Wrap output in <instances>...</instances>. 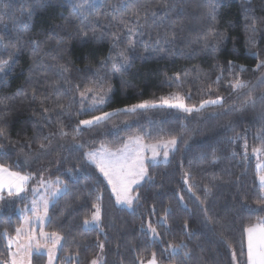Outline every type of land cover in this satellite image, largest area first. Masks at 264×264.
<instances>
[{"label":"trees","instance_id":"16d2710c","mask_svg":"<svg viewBox=\"0 0 264 264\" xmlns=\"http://www.w3.org/2000/svg\"><path fill=\"white\" fill-rule=\"evenodd\" d=\"M98 2L102 6L81 23L68 0H0V17L3 18L0 35L6 36L5 43L16 39L15 24L27 22L30 26L21 41L24 51L0 50V59H9L11 54L15 60L6 74L0 73V114L7 129V136L0 138L3 144L0 164L11 171L34 176L52 167L56 169L52 176H59L69 167L80 168L91 177L80 178L72 186L74 195L61 199L49 209L51 223H46L44 229L59 232L66 238L61 241L57 264H67L66 258L76 252L80 253L79 264H90L99 254L104 264H139L140 260L146 264L153 252L158 264H247L244 229L264 218V209H255L264 205L256 202L262 193L257 184L255 160L250 156L254 148L261 147L264 106L257 104L240 112L229 109L239 107L249 92L254 97L264 95V85L259 83L264 77V67L257 68L264 62V0H219L213 4L214 11L209 8L213 0H179L177 9L169 13L162 27H149L153 24L149 18V26L140 29L144 35L132 34L131 37L122 23L134 20L130 13H119L115 17L110 14L111 5L118 0ZM140 3L154 5L152 10L158 13L163 11L155 6L156 0H140ZM28 11L32 12L30 20ZM172 20L177 21L174 45H156V33L173 30ZM210 32L222 36L218 42L210 41L217 49L215 53L203 47L204 36ZM32 39L41 42L40 51L35 55L25 43ZM129 39L136 42V47L128 53V66L114 73L109 57H116L127 48ZM229 61L232 62L231 72ZM61 65L67 66L69 71L61 81L60 95L57 98L52 94L45 106L54 109L57 104H63L67 111L60 120H57L59 110L49 113L50 122L41 115V94L52 93L48 85L57 78ZM39 66L47 70V75L36 71ZM220 68L225 69L222 79L218 84L212 83L220 75ZM241 68L243 71H239ZM177 73L181 74L179 88L174 79ZM236 76L247 82L248 87L233 91L229 80ZM99 78L110 86L109 98L98 105L96 111H91L87 103L82 110L79 103L73 102L79 100L75 85L83 87ZM33 87L38 90L36 100L31 98ZM20 89H24V93H20ZM176 92L186 97L190 92V98L185 99L189 105L199 106L204 99L222 97L223 106H206L192 114L164 107L127 114L118 111L144 101H158L161 96ZM105 112H113V115L99 126L81 128L75 143L83 144L84 148H70L72 128L80 120ZM61 122L68 136L59 134ZM143 131L151 134V139L144 140L147 143L154 142L161 134H178L177 150L169 155L166 165L160 163L148 168L154 180L139 186L140 203L129 210L116 205L107 181L94 165L88 164L83 154L101 143L117 149L129 136ZM53 133L55 135H51ZM44 136L51 139V147L46 151L39 147ZM213 149L220 157L216 164L200 159ZM261 158L264 163V151ZM189 170L192 174L189 183L197 185L192 192L183 182L184 172ZM262 170L264 172V164ZM213 175L221 179L215 182L216 188L207 203L201 205L197 197L204 199L203 186ZM75 195L80 199L76 200ZM97 195L101 196L102 230L84 229L83 219L90 218ZM179 196L184 197L187 208L181 205ZM16 199L0 201V232L7 228L11 233L20 224L15 211L28 200L13 204ZM205 207L219 223L205 227L202 211ZM245 207L248 211H244ZM165 209H170L167 227L160 223ZM185 221L189 230L197 234L194 239L183 235ZM149 223L160 234L155 240L141 232L142 228L147 231ZM181 240L192 252L191 261L182 253L173 258L166 251L169 243ZM99 243L104 244L103 253ZM6 251L5 240L0 239V258ZM44 261L43 255L33 257V264H44Z\"/></svg>","mask_w":264,"mask_h":264},{"label":"snow or ice","instance_id":"6c2138e0","mask_svg":"<svg viewBox=\"0 0 264 264\" xmlns=\"http://www.w3.org/2000/svg\"><path fill=\"white\" fill-rule=\"evenodd\" d=\"M219 0H213L212 4H209L210 10L214 11L213 4L218 3ZM71 4L74 15L83 23L89 15L94 13L99 7L102 6L98 0H79V2H74V0H68ZM179 4V0H156V5L163 9L162 12L153 11L154 5L150 3L141 4L140 0H118V3L111 5L110 14L116 16L119 13L129 14L134 18V20H129L127 22L122 21L124 28L127 30L129 37L132 34L144 35L140 29L148 25L149 18H152L153 24L149 27L160 28L164 25L167 20L169 13L174 12ZM27 7V5L25 6ZM24 15V12L21 13ZM32 12H27V17L31 19ZM3 18L0 17V20ZM212 20L215 19L213 15ZM158 21V22H157ZM176 20L170 21L171 29L165 30L163 34L160 32L156 33L157 39L154 41L156 45H174L177 39V34L174 31L176 27ZM16 28V39H8L5 43L6 36L0 35V50H6L8 48L14 49L16 52H22L25 50L24 46L21 44L23 37L30 31V26L27 22L15 24ZM255 21L252 24V33L255 34ZM87 35V33H84ZM118 40V37L115 38ZM222 39V36L218 33H209V35L204 36L203 47L206 51L211 53L216 52V47L210 41L218 42ZM30 45L31 52L35 55L40 51L41 42L35 39L25 42ZM59 43V41H58ZM116 47V43L113 44ZM136 47V42L129 39L127 48L118 52L116 57L110 56L109 59L112 61V68L114 73L122 72L128 66L129 55L128 53L134 50ZM157 50H160L159 48ZM255 55V54H254ZM12 61L10 64L9 61ZM15 63L12 55H9V59H0V73H5L6 70H10L12 65ZM229 71L232 70V62H228ZM264 67V62L257 65V68ZM36 71H39L41 75H47V70L43 66H39ZM69 68L65 65L60 66V71L56 73V79L48 86L52 89V93H42L43 99L41 100V115L46 120H50L48 115L51 112H57V120H60L62 115L67 111L63 104H57L56 108L50 109L45 106V101H48L52 94H55L57 98L60 95V85L61 81L64 80V73L68 72ZM220 75L217 76L216 80L212 83L218 84L222 79L225 69L220 68ZM243 71V69H239ZM186 75V74H185ZM177 82V87H181L179 81L181 80V74L177 73L174 77ZM2 82V78H0ZM39 83V81H38ZM47 83V81H45ZM261 85H264V77L259 81ZM229 85L233 91H239L248 87L247 82L243 81L236 76L229 80ZM171 86V85H170ZM211 85H209V88ZM37 89L33 87L32 89V100L37 99ZM72 91V89H69ZM75 91L79 95V100H74V103H79L81 109L83 110L86 103L89 104L91 111L98 110L97 106L102 105L109 98V93L111 92L110 86L107 85L103 78H99L89 83H86L83 87L77 84L75 85ZM20 93H24V89H20ZM190 98V92L186 96H182L179 92L172 93L168 97L161 96L158 101H144L131 107L118 110L124 113H135L137 110H149L155 108H168L176 109L185 114H192L194 112H200L206 106H223V98L217 97L216 99H204L199 103V106L192 104H186L185 99ZM257 104L264 106V95L259 97H254L250 92L246 95V99L243 100L239 107H231L229 111L240 112L247 108H255ZM72 105L69 104L68 108ZM112 113H102V115L93 116L92 119L80 120L79 123L72 128V141L70 148L76 150L84 148L83 144H76L75 141L78 139L82 126L91 128L93 126H99L101 122L106 121L110 118ZM3 114H0V138L7 136V129L2 123ZM126 123V122H125ZM58 132L61 136H68L69 132L65 131V125L61 122L59 124ZM161 133L163 130L161 129ZM55 135V133L51 134ZM118 135V134H117ZM146 138L151 139V134L148 131H143L140 134L129 136L126 141H123V147L117 148L115 151L108 148L105 144L101 143L96 149L84 152V159L89 165H94L95 168L102 174L107 184L111 186L112 194L115 196V203L117 206L126 209H133L134 204L140 203V188L142 184H151L154 177L149 174L148 168L155 167L160 163L165 165L168 163V158L171 153L177 150L178 134L167 133L161 134L155 139L153 143H144ZM261 140V147L254 148V153H259L264 151V135L259 137ZM235 139H244L243 137H236ZM47 142V143H45ZM39 147L42 151H46L51 147L50 136H44L43 141L40 142ZM61 148L64 145L60 146ZM245 150L247 149V142L245 140L244 144ZM0 148H3V144H0ZM150 153V157L147 155ZM235 155V153H233ZM163 159L160 160L159 158ZM150 159V164L146 163ZM201 160H209V163L216 164L220 157L216 154L213 149L210 154L202 155ZM19 167V165H17ZM183 165H181L182 167ZM192 174L189 171L184 172V184L188 185V191L192 192L193 188L197 187L195 184H190L189 179ZM63 177H67L64 179ZM80 178L90 179L91 177L82 172L80 168L69 167L66 172L61 173L55 179L46 178L43 175L34 176L31 173L22 174L19 171H11L8 167L0 164V201H6L7 198H17L13 200L12 203L17 202L24 203L31 196V200L25 205L24 208L19 209V226L15 227L10 233L7 228L0 232V239L7 242V251L3 253V258H0V264H31V251L33 247L37 250L41 247H46L48 253V264H53L54 250L61 245V241H65L66 238L63 234L59 232L45 233L43 231L44 224L51 223V217H49V209L54 208L55 205L66 197H71L74 195L72 192V186L78 182ZM221 179V177L213 175L209 182L203 186L204 199H200L201 205L207 203V199L212 195L214 189L216 188V181ZM35 180V186L29 188V181ZM259 187L262 193L257 198V204L264 205V175L259 177ZM27 194V195H24ZM75 199L79 200L80 196L75 195ZM179 202L184 208H187V204H184V197L179 196ZM101 196H96V201L93 203L92 207L95 211L91 214V217H85L83 219V228L89 229L91 227L101 228ZM203 211V222L205 227L208 224L219 223L215 217L209 215V210L207 207L202 209ZM244 211H248L245 207ZM153 214H155V205H153ZM170 214V209H165L164 215L161 217L160 223L167 227V219ZM2 222V220H0ZM39 225V233L35 231V226ZM143 235H151L153 240L159 237L156 227H152L149 223L147 231L141 229ZM246 234L247 243V260L248 264H264V221H258L256 225H251L244 229ZM183 235L191 240L196 237V233L189 230L188 222L185 221L183 224ZM26 241V243L24 242ZM42 242V243H41ZM98 247L100 252L104 251V244L99 243ZM166 251L169 252L170 256L175 258L183 254V257L189 261L192 260V252L188 248V245L181 240L179 243H169ZM80 253L76 252L74 256H69L66 258L67 264H79ZM236 255L233 252V260L235 261ZM90 264H104L103 256L98 255L96 258L90 261ZM139 264H145L144 260H140ZM147 264H158L156 253L153 252L151 259L147 261Z\"/></svg>","mask_w":264,"mask_h":264},{"label":"rangeland","instance_id":"374dc122","mask_svg":"<svg viewBox=\"0 0 264 264\" xmlns=\"http://www.w3.org/2000/svg\"><path fill=\"white\" fill-rule=\"evenodd\" d=\"M109 113H113V112H109ZM89 119H92V118H89ZM87 120V119H86ZM82 127H86V126H82ZM128 139V138H127ZM126 139V140H127ZM125 140V141H126ZM144 143H146V144H148L147 142H145L144 141ZM150 143H153V142H150ZM108 147V146H107ZM120 147H123V143H122V145L120 146ZM119 147V148H120ZM108 148H110V147H108ZM94 149H96V148H94ZM111 150H113V151H115L116 149H113V148H110ZM91 150H93V149H91ZM88 151H90V150H88ZM149 157H150V153H148L147 154ZM251 158H253L254 160H255V170H256V173H257V184H258V186H259V177L261 176V175H264V172H263V161H262V158H261V152H259V153H254L253 151H252V153H251ZM160 160H162L163 158L162 157H160L159 158ZM146 163H149L150 164V159L149 160H147L146 161ZM55 167H52L51 169H49L48 171H46V172H44V173H41V174H39V175H43V176H45L46 178H51V179H55L57 176H52L53 175V173L55 172ZM38 175V176H39ZM38 176H37V178H38ZM35 180H32V182L31 181H29V188H31V187H34L35 186ZM110 187V189H111V186H109ZM260 188V187H259ZM111 192H112V190H111ZM24 195H27V194H24ZM113 197H114V199H115V196L113 195ZM28 202L31 200V196H28ZM25 206H23L22 208H24ZM22 208H17L16 209V211H15V213L19 216L20 214H19V209H22ZM256 210H262V209H264V207H256L255 208ZM95 211V209H93V212ZM92 212V213H93ZM0 214H1V210H0ZM91 217V216H90ZM261 221H264V218L263 219H261ZM47 223V222H46ZM46 223L44 224V226H43V231L45 232V233H52V232H49V231H46L45 229H44V227H45V225H46ZM257 223H255V224H253V225H256ZM91 228H94V227H91ZM39 225H36L35 226V231L37 232V234L39 233ZM244 238H245V251H246V263L248 264V260H247V243H246V234H245V232H244ZM25 243H26V241H24ZM42 243V242H41ZM5 245H6V247H7V242L5 241ZM49 247H51V245L49 244V245H47L46 247H41V248H39V250H37L35 247H33V249H32V251H31V264H33V257H34V255H43L44 257H45V261H44V264H48V253H47V248H49ZM59 248H60V246H58L55 250H54V252H55V255H54V260H53V264H57V258H58V250H59ZM99 255H101V254H99ZM38 262V261H37ZM36 262V263H37Z\"/></svg>","mask_w":264,"mask_h":264},{"label":"crops","instance_id":"0c3cea01","mask_svg":"<svg viewBox=\"0 0 264 264\" xmlns=\"http://www.w3.org/2000/svg\"><path fill=\"white\" fill-rule=\"evenodd\" d=\"M147 264V263H146Z\"/></svg>","mask_w":264,"mask_h":264}]
</instances>
